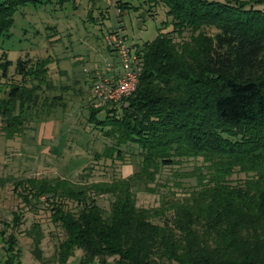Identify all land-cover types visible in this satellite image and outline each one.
<instances>
[{
  "label": "trees",
  "instance_id": "trees-1",
  "mask_svg": "<svg viewBox=\"0 0 264 264\" xmlns=\"http://www.w3.org/2000/svg\"><path fill=\"white\" fill-rule=\"evenodd\" d=\"M50 1L0 0V45L18 9ZM144 3L152 15L154 8L165 10L170 30L158 29L153 40L134 46L141 72L125 104L88 112V122L112 141L95 159L123 164L120 148L126 147L136 170L80 185L28 180L22 203L43 204L51 225L63 232L58 264L76 250L82 252L79 264H264V0ZM116 6L130 8L120 0ZM1 50L0 82L12 66ZM49 63L16 61L18 83H8L0 99L7 138L22 132L26 112L39 118L59 105L58 97L45 108L37 105ZM190 161L199 165L182 177L194 179L193 186L176 184L182 195L162 197L158 208L137 207L138 193L155 194L151 185L162 169ZM236 174L243 180L234 182ZM104 196L107 212L96 204ZM20 224L15 214L7 227ZM5 243V264H13L14 236Z\"/></svg>",
  "mask_w": 264,
  "mask_h": 264
},
{
  "label": "rangeland",
  "instance_id": "rangeland-1",
  "mask_svg": "<svg viewBox=\"0 0 264 264\" xmlns=\"http://www.w3.org/2000/svg\"><path fill=\"white\" fill-rule=\"evenodd\" d=\"M117 1L64 0L60 5L59 0H51L42 6L27 5L15 12L8 36L1 42V52L6 53L12 66L8 80L0 82V99L6 98L8 83H18L14 65L21 59L32 63L50 60L47 83L40 84L37 105L43 104L45 108L53 97L60 101L49 114L39 118L34 117L33 111L26 112L23 130L13 138L4 135L0 122V264H5L9 255L5 240L10 235L15 238L13 264H58L56 246L64 234L51 225L43 204L32 203L28 207L22 203L20 194L25 195L28 187L25 181L51 184L58 180L80 185L107 182L113 177L126 178L136 170L129 164L130 151L126 147L120 148L125 153L123 164L95 159L112 146V141L88 122L90 108L99 106L91 101L92 83L90 72L86 70L102 66L105 63L102 55H106V61L109 59L111 51L104 45L103 35L111 30L119 28L127 44L132 46L153 40L158 29L165 32L170 30V25L166 24L163 8H154L152 15L145 0H120L130 6L122 12L116 6ZM97 117L102 119L104 115ZM54 124H61L60 132L55 130ZM198 165L199 162L190 161L162 169L151 185L155 194L138 193L137 207L158 208L162 197L168 200L171 193L181 196L182 190L176 184L193 186L194 179L182 176ZM243 178L236 174L232 180L238 182ZM96 204L107 212L110 199L97 198ZM15 214L20 215L21 224L16 228L7 227ZM34 224L42 237L38 251L32 239ZM34 253H39L40 261ZM81 256L82 252L76 250L65 264H79ZM108 264H114L113 259L108 260Z\"/></svg>",
  "mask_w": 264,
  "mask_h": 264
},
{
  "label": "built area",
  "instance_id": "built-area-1",
  "mask_svg": "<svg viewBox=\"0 0 264 264\" xmlns=\"http://www.w3.org/2000/svg\"><path fill=\"white\" fill-rule=\"evenodd\" d=\"M103 42L111 51L116 68L113 69L108 63L94 74L90 90L91 101L99 107L125 104L126 99L137 88L141 72L140 60L119 28L103 35Z\"/></svg>",
  "mask_w": 264,
  "mask_h": 264
},
{
  "label": "crops",
  "instance_id": "crops-1",
  "mask_svg": "<svg viewBox=\"0 0 264 264\" xmlns=\"http://www.w3.org/2000/svg\"><path fill=\"white\" fill-rule=\"evenodd\" d=\"M103 43H104V42H103ZM104 45H105V44H104ZM132 46L134 47L135 44H132ZM104 56H106V55H102V56H101V57L103 58V61L105 62V63H103L102 66H100V67L95 66V67L92 68V69H88V70H86V73L90 72L89 75H90V77H91V82L93 81L92 78H93L94 74H95L96 72H98V71H101V69H103V68L105 67L106 64L110 63L111 66L113 67V69L116 68L115 63L113 62L114 59L112 58V55H111V54L108 55V57H109L110 60L107 59V61H106V59H105ZM95 57H96V56H95ZM54 125H55V130H56V128H57V130L59 129V132H60V131H61V127H62L61 124H58V125L54 124Z\"/></svg>",
  "mask_w": 264,
  "mask_h": 264
}]
</instances>
